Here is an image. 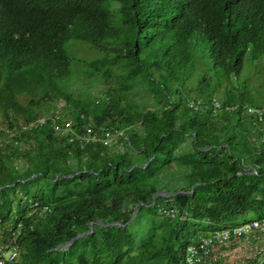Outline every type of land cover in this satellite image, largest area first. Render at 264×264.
Returning <instances> with one entry per match:
<instances>
[{
    "label": "trees",
    "instance_id": "trees-1",
    "mask_svg": "<svg viewBox=\"0 0 264 264\" xmlns=\"http://www.w3.org/2000/svg\"><path fill=\"white\" fill-rule=\"evenodd\" d=\"M71 41L109 56L104 80L98 60L83 64L93 97L65 88ZM246 61L263 106L241 82ZM247 107L264 111V0H0V242L20 249L13 264H188L201 238L264 219V123ZM106 130L123 135L84 139Z\"/></svg>",
    "mask_w": 264,
    "mask_h": 264
},
{
    "label": "rangeland",
    "instance_id": "rangeland-1",
    "mask_svg": "<svg viewBox=\"0 0 264 264\" xmlns=\"http://www.w3.org/2000/svg\"><path fill=\"white\" fill-rule=\"evenodd\" d=\"M67 52L73 58V63L71 67V76L68 79L65 88L77 96L93 97L97 93V89L93 83V79L89 75V71L83 64L92 60H98L100 64L104 65V68L98 74L97 78L99 80L107 79L112 71L111 65L109 63L107 64L109 57L108 54L102 49H90L85 43L79 41H71L68 44ZM247 58H249V55ZM119 68L120 66L117 69ZM248 68V61H246L244 71L241 75V82L245 81L246 91L254 99L255 104L257 106H263L259 100L263 95V88L257 84L253 72H250V75H248ZM190 84L193 85V83ZM191 96L194 97L195 95L191 94ZM189 108H192V111L200 119L205 118L203 112H199V109L191 106H189ZM179 115L183 116L182 114ZM256 246L257 243L255 242L249 244L245 240H241L236 244L229 243L222 248H216L214 249V252L218 255L220 264H248L250 260L254 259L255 254L257 253Z\"/></svg>",
    "mask_w": 264,
    "mask_h": 264
},
{
    "label": "built area",
    "instance_id": "built-area-1",
    "mask_svg": "<svg viewBox=\"0 0 264 264\" xmlns=\"http://www.w3.org/2000/svg\"><path fill=\"white\" fill-rule=\"evenodd\" d=\"M246 112L249 115L257 114L259 121L264 123V111H257L252 107H247ZM61 118L60 112L54 113L53 121H57ZM49 117H40L37 120L32 121L30 124L25 125L24 128H28L32 125H42ZM72 122L66 121L63 128L56 127V134L60 135L71 129ZM123 131L113 133L110 130H106L101 135L97 136L90 132L84 137L87 141H101L106 146H111L115 143L118 136H122ZM165 214L173 217V211H165ZM241 238H253L257 243V253L255 257L260 256L264 259V219H256L247 222L239 227L228 230H218L213 232L207 237L201 238L195 245L188 248L187 262L188 264H201L204 259L215 256L214 249L221 248L229 244L232 240L237 241ZM20 256V249L15 243H1L0 242V264H13ZM254 257V258H255Z\"/></svg>",
    "mask_w": 264,
    "mask_h": 264
},
{
    "label": "water",
    "instance_id": "water-1",
    "mask_svg": "<svg viewBox=\"0 0 264 264\" xmlns=\"http://www.w3.org/2000/svg\"><path fill=\"white\" fill-rule=\"evenodd\" d=\"M158 196H169V195L166 194L165 192H161V191H160V192H157V193L154 195V197H153V202H152V204L155 203L156 197H158ZM135 213H136V212H134V213L132 214V216H131L130 219L133 218V216H134ZM95 223H96V224H101V225H103L102 221H96ZM116 224H117V223H112L111 225H116ZM123 226H125V225H123ZM91 233H93V223H91V224L89 225V231H87V232H83V233H80V234L76 235V236H75L72 240H70L69 242H67V243H65V244L58 245V246H56L55 248H53V250H64L65 248L69 247L72 243H74L75 241H77L78 239H80L81 237H83V236H85V235H87V234H91Z\"/></svg>",
    "mask_w": 264,
    "mask_h": 264
},
{
    "label": "crops",
    "instance_id": "crops-1",
    "mask_svg": "<svg viewBox=\"0 0 264 264\" xmlns=\"http://www.w3.org/2000/svg\"><path fill=\"white\" fill-rule=\"evenodd\" d=\"M243 240H245L249 244H253V242H254L253 238H248V239L244 238Z\"/></svg>",
    "mask_w": 264,
    "mask_h": 264
}]
</instances>
